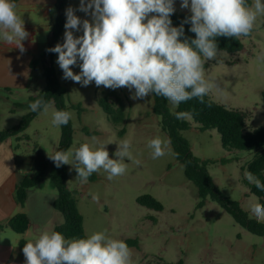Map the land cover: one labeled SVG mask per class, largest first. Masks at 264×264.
<instances>
[{"label":"rangeland","instance_id":"1","mask_svg":"<svg viewBox=\"0 0 264 264\" xmlns=\"http://www.w3.org/2000/svg\"><path fill=\"white\" fill-rule=\"evenodd\" d=\"M248 3L251 5L252 0H248ZM79 4L80 0H66L64 9L69 6L75 9ZM180 4L181 0H175L174 13H190L189 9H182ZM56 14L53 7L50 16L54 19ZM75 14L82 20L91 21V17L84 12L77 11ZM64 32L65 28L60 43H63ZM82 34V31L74 32L75 36ZM240 41L243 46L240 52L229 54L219 51L216 59L206 61L205 75L220 89L209 93L211 99L227 108L246 113L245 129L252 131L264 127V104L261 98V92L264 91V63L257 60L264 53V16L258 17L251 35L241 37ZM57 57L55 53L53 64L56 77L66 90L64 101L71 113L70 147L89 143L96 148L103 144L110 158H115L117 143L121 139L127 137L132 142L133 160L125 158L126 173L111 181L101 170L94 173V181L81 183L72 166L65 165L66 188L75 193L85 236L106 230L115 239L135 240L137 245L129 247L133 264H176L179 261L182 264H264V237L251 234L235 223L209 197L199 207L197 189L185 178L183 166L174 155L156 160L151 158L148 141L157 136L167 139L159 127V118L152 113V95L134 100L131 98L134 89L112 90L97 87L94 82L84 87L62 79L63 71L56 63ZM37 63L40 64L39 61ZM73 71L79 73L80 68L74 66ZM39 79L41 81L42 77ZM39 83L35 80L20 95H13L15 101L5 104V115L0 117V130L16 126L29 111L28 96L38 92ZM41 86H44L43 80ZM110 92L114 95L108 98L109 102L115 107L117 97L122 105L124 120L118 125L111 123L97 103L98 99ZM48 105L47 113L41 111L37 114L19 138H10L12 148L30 163L27 176L33 174L39 162L50 159L49 155L53 154L59 139V127L51 123L52 113L56 109L52 103ZM76 105L80 106V112L76 110ZM167 108L171 113L176 110L169 101ZM184 120L189 123V128L180 134L187 140L196 158L209 161L206 169L213 184L256 220L250 208L252 204L260 203V200L250 194L244 176L254 152L227 151L221 147L220 137L215 130H200L189 116ZM122 129L124 132L120 134ZM134 160H139L140 164L137 165ZM34 191L40 199H44L45 204H48L50 194L56 197L49 179H45ZM90 192H98L99 200L93 201ZM142 196H151L161 205V210L141 205L138 199ZM31 201L33 206V196ZM40 210L45 215L46 208ZM55 213L59 224H62V215L57 211ZM46 229L48 226L44 225L42 231Z\"/></svg>","mask_w":264,"mask_h":264},{"label":"clouds","instance_id":"2","mask_svg":"<svg viewBox=\"0 0 264 264\" xmlns=\"http://www.w3.org/2000/svg\"><path fill=\"white\" fill-rule=\"evenodd\" d=\"M180 7L189 9L191 15L174 27L170 16L176 11L175 0H80L78 8L69 6L65 10L63 43L46 51L58 54L56 63L63 71L62 79L81 86L94 82L97 87L112 90L134 89V100L153 94L174 107L192 99L203 104L210 92L220 91L205 75L206 61L216 59L219 52L216 38L239 40L250 36L258 17L264 16V0H252L251 5L248 0H181ZM77 11L89 15L91 21L82 20ZM187 23L194 39H181ZM80 31L82 35H74ZM28 37L15 0H0V42L24 53L22 41ZM257 60L264 63V53ZM74 66L80 68L79 73L73 71ZM28 108L33 113H47L49 105L40 97ZM174 115L182 120L190 113ZM70 119V112L56 110L51 123L60 127ZM117 145L115 158H110L106 145L93 148L89 143L56 151L49 158L56 167L71 165L81 183H87L93 173L101 170L111 181L126 173L125 158L133 160L130 139L125 137ZM147 147L153 160L177 155L170 141L159 136L150 139ZM133 162L140 164L139 160ZM244 176L264 191V183L252 172L245 170ZM89 194L93 201L99 200L98 192ZM250 210L258 223H264V204H252ZM22 251L25 264H133L128 244L106 230L71 239L46 230L35 240H28Z\"/></svg>","mask_w":264,"mask_h":264},{"label":"trees","instance_id":"3","mask_svg":"<svg viewBox=\"0 0 264 264\" xmlns=\"http://www.w3.org/2000/svg\"><path fill=\"white\" fill-rule=\"evenodd\" d=\"M65 1L56 0L55 8L57 14L50 21L49 41L44 45L41 53L32 61H38L42 64V76L44 79L43 88L35 95L28 99L29 102L43 97L48 103H52L56 110L68 111L65 105L66 90L61 86L56 77V71L53 64L55 53L46 51V49L54 47L62 40L61 33L66 22L65 16ZM191 13H173L170 16L172 26L179 27L186 17ZM184 38L194 39L195 34L189 31L190 23L184 24ZM218 51H223L229 54L240 52L243 48L242 43L235 38L217 37ZM114 93L110 92L107 95L98 99V106L105 113L112 124L118 125L124 120L122 105L117 97H115L116 106L114 107L108 100ZM152 113L159 118V127L170 141V146L177 162L183 166V174L197 189L199 201L197 205L203 206L204 200L209 197L220 208H222L233 221L247 230L249 233L264 237V224L258 223L251 218L247 212L243 211L238 202L230 200L224 196L220 190L213 184L206 166L209 161H201L196 158L191 152L190 146L180 132L189 128V123L184 119L177 120L175 112H188L191 120L199 126L200 130H215L219 137L221 147L227 151H253V158L248 162L246 170L257 176L264 183V127L256 128L252 131H246V113L240 110L227 108L214 102L208 95L205 97V103L201 104L197 99H192L181 103L174 113H171L167 108V100L153 94ZM262 102L264 104V91L261 92ZM211 105L210 107L208 105ZM78 112L81 111L79 105L75 106ZM38 113H33L30 110L24 114L18 124L9 129L0 130V143L12 137L19 138L28 128L31 121ZM124 130H120L122 134ZM72 142L71 123L59 127V139L53 154L56 151L67 150ZM45 179H49L51 186L56 192V197L52 203L54 210L62 215L63 223L56 225L52 231L61 232L65 238H84L83 219L77 208L75 193L70 192L66 188L67 171L65 165L56 167L51 159H46L39 162L35 171L31 176H23L14 190V200L19 206H24L26 203L28 191L40 185ZM96 179L93 173L88 181L92 182ZM250 194L254 195L264 204V191H260L254 184L245 181ZM138 202L154 210H161V205L151 196H142ZM8 228L16 233L23 234L29 227V221L25 214L18 213L12 216L7 222ZM129 247L136 246L135 240L125 241ZM25 241L19 242V248L22 250ZM173 264V263H164ZM176 264H182L180 261ZM221 264V263H210Z\"/></svg>","mask_w":264,"mask_h":264},{"label":"crops","instance_id":"4","mask_svg":"<svg viewBox=\"0 0 264 264\" xmlns=\"http://www.w3.org/2000/svg\"><path fill=\"white\" fill-rule=\"evenodd\" d=\"M15 2L29 37L22 41L26 49L24 53L14 45L0 42V117L5 115L6 110L3 109L5 104L15 101L13 95H20V92L28 89L35 80L40 82L38 92L43 88L42 64L39 62L38 65L34 62L33 67L30 65L49 41L50 21L53 19L50 10L55 8L56 0H15ZM35 73L37 74L34 75ZM37 93L30 94L28 99ZM12 147L10 139L0 143V264H25L19 242L35 240L43 232L44 225L48 226L47 231H52L56 225H59V219L52 206L55 196L50 194L48 204L47 202L45 204L44 199H40L34 191L35 187L28 191L24 206L21 207L15 202V187L23 176H27L30 163L25 156L18 155ZM40 208H46L45 215ZM18 213L25 214L29 221V227L23 234L14 233L7 226L8 220ZM62 220L63 218L60 222Z\"/></svg>","mask_w":264,"mask_h":264}]
</instances>
